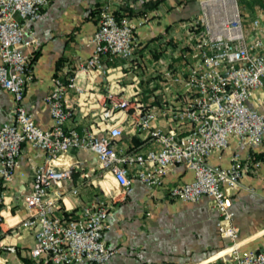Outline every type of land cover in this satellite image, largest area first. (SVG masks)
Returning <instances> with one entry per match:
<instances>
[{
  "label": "built area",
  "instance_id": "obj_1",
  "mask_svg": "<svg viewBox=\"0 0 264 264\" xmlns=\"http://www.w3.org/2000/svg\"><path fill=\"white\" fill-rule=\"evenodd\" d=\"M48 1L0 0V91L7 89L14 98L11 119L0 124V202L19 163L22 143L29 142L45 153L44 161L34 167L31 188L24 196L28 214L20 223L34 230L32 257L44 264H76L102 262L118 251L104 240L109 201H91L73 216L58 213V199L49 194V188L70 173L69 167L58 166V158L77 147L91 150L99 166L117 182L119 189L112 197L130 190L134 178L160 186L172 165L184 163L192 170V179L170 186L167 196L180 200L210 196L233 263L264 264V243L257 249L239 251L238 227L230 208L231 192L242 186L244 168L250 163L257 166L258 160L251 156L243 159L233 152L228 165L207 161L212 151L228 144L230 135L245 143L263 136L264 112L250 105L249 99L253 90L264 84V0H259L258 13L248 23L243 22L237 0H222L218 16L207 14L203 5V15L189 19L187 39L179 51L181 64L175 65L172 55L159 57L156 78L160 84L155 91L159 111L138 97V74L132 76L123 95L108 90L98 110L87 103L91 95L79 77L103 70L104 59H134L139 45L135 28L147 20L141 17L134 22L128 15L116 16L111 1L105 0L97 27L88 39L91 54L67 78L52 77L51 89L44 95L52 124L44 128L24 103L25 86L33 78L32 52L24 46L36 41L25 39L24 32L25 23L36 20ZM70 89L77 93L75 98L70 97ZM76 106L87 108L92 117L81 127L68 124ZM130 109L134 126L147 132L155 147L142 151L117 145L124 135L120 114ZM160 113L170 123L167 128L156 122ZM7 248L15 249L13 245Z\"/></svg>",
  "mask_w": 264,
  "mask_h": 264
},
{
  "label": "crops",
  "instance_id": "obj_2",
  "mask_svg": "<svg viewBox=\"0 0 264 264\" xmlns=\"http://www.w3.org/2000/svg\"><path fill=\"white\" fill-rule=\"evenodd\" d=\"M104 1L49 0L36 20L25 23L24 38L33 37L36 41L24 46L33 56V78L25 86L24 103L36 123L44 128L52 124L44 102L52 77L72 74L76 65L91 54L92 43L88 39L97 27L96 7ZM110 1L114 8L124 6L136 11L143 7L145 0ZM247 1L253 17L258 13L259 0ZM180 5L162 0L156 7L130 16L134 22L141 17L147 18L135 28L139 42L136 57L132 60L104 59L106 67L103 70L78 79L91 95L87 103L92 110H98L108 90L119 95L126 93L132 76L138 74L141 77L138 97L148 106L156 105L159 111L160 100L155 93L160 84L156 78L161 67L159 57L172 55L173 63L180 65L179 51L189 31L187 18L191 15L187 8L190 10V7ZM69 95L75 98L77 93L70 89ZM249 104L264 112V84L253 90ZM13 105V94L2 89L0 124L11 119ZM75 109L69 125L81 127L92 120L87 108L76 106ZM133 116L132 109L127 114L121 112L118 121L124 128V135L117 140V145L142 151L155 147L149 134L134 126ZM156 122L164 128L170 125L162 113L158 114ZM179 130L184 131L183 128ZM233 152H238L243 159L251 156L258 160L257 166L250 163L244 168L240 177L242 186L231 192L230 208L238 227L239 251L244 252L264 243V132L259 141L252 143L240 142L230 135L228 144L212 151L207 161L228 165ZM44 159L42 149L29 142L22 143L19 163L1 201L0 264H44L30 254L35 242L34 230L20 224L28 214L24 196L31 188L34 167ZM58 166L70 168L68 176L49 188V194L58 199V213L77 216L83 205L99 198L111 203L104 240L118 251L102 262L76 264H234L228 252V240L219 232V212L212 205L211 197L203 195L197 200H180L167 196L170 186L192 179L193 172L184 163L172 165L160 186H150L134 178L130 190L114 197L111 195L119 185L99 166L91 150L72 147L58 158ZM73 188L77 191L73 192ZM8 245L15 249H8Z\"/></svg>",
  "mask_w": 264,
  "mask_h": 264
},
{
  "label": "rangeland",
  "instance_id": "obj_3",
  "mask_svg": "<svg viewBox=\"0 0 264 264\" xmlns=\"http://www.w3.org/2000/svg\"><path fill=\"white\" fill-rule=\"evenodd\" d=\"M170 1V5H180L182 7H184L185 5L186 6H189L190 7V10L189 8L188 11L191 15L190 18H197L199 16H202L203 15V2L204 0H169ZM238 1V4H239V7H240V10L241 12H244V17L242 16V19H243V22L244 21H247V20H250V18L252 17V13L250 11V5H249V2L247 0H237ZM180 8V7H178ZM190 18H187V19H190Z\"/></svg>",
  "mask_w": 264,
  "mask_h": 264
},
{
  "label": "trees",
  "instance_id": "obj_4",
  "mask_svg": "<svg viewBox=\"0 0 264 264\" xmlns=\"http://www.w3.org/2000/svg\"><path fill=\"white\" fill-rule=\"evenodd\" d=\"M161 1L162 0H145L143 7L141 9H137L136 11H133L131 8H128V7L119 6V7H116L114 9V12H115L116 16H120L122 14H125L128 16H131L132 14H138V13L141 14V13L146 12V10L148 8L156 7ZM102 4H103V2L98 4V6L96 7L97 19H98L99 10H100ZM241 14L244 17V12H241ZM244 19H245V17H244ZM244 22H246V21H244ZM31 61L33 62V56L31 57ZM67 77H68V75L63 77V78L65 79ZM0 207H1V202H0Z\"/></svg>",
  "mask_w": 264,
  "mask_h": 264
},
{
  "label": "bare ground",
  "instance_id": "obj_5",
  "mask_svg": "<svg viewBox=\"0 0 264 264\" xmlns=\"http://www.w3.org/2000/svg\"><path fill=\"white\" fill-rule=\"evenodd\" d=\"M222 0H204L203 1V5L205 6V8H206V13L207 14H212V15H216L217 13H216V10H217V7H218V5H219V3L221 2ZM225 1H228V0H225ZM232 2H233V0H232ZM216 16H218V15H216ZM215 18V17H214ZM218 20V18H216V22H218L217 21Z\"/></svg>",
  "mask_w": 264,
  "mask_h": 264
}]
</instances>
